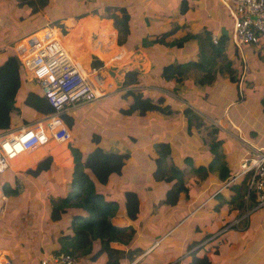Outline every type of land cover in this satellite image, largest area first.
<instances>
[{
    "label": "crops",
    "instance_id": "obj_1",
    "mask_svg": "<svg viewBox=\"0 0 264 264\" xmlns=\"http://www.w3.org/2000/svg\"><path fill=\"white\" fill-rule=\"evenodd\" d=\"M106 1L113 3L117 0ZM119 4L130 9V37L139 42L145 36L153 45L150 49L122 44L118 47L111 19L96 15L98 19L110 20V28L114 32L111 40L120 51L119 55L123 56L121 62L127 56L136 59V62H127L123 70H137V82L127 87L142 91L153 99L163 95L162 104H167L169 111L147 110L143 114L121 115L122 120H127V125H130L127 126L128 132L132 129L131 125H135L136 139L131 137L128 144L127 137L112 130L108 136L112 138L106 142L100 140L98 146L112 151L115 141L119 145L116 147L122 151L120 153L131 150L124 158L130 167L135 156L152 166H143L131 172L125 163L118 173L108 174L106 182L99 184L98 188L116 201L117 208L109 221L121 229L112 238H93L90 244L72 248L69 237L73 236V215H86V211L80 207L71 209L52 205L71 189L69 170L73 162L68 147L65 146V156L52 151L37 157L25 156V162L20 158L15 167L11 165V160L0 173V261L6 258L12 264H40L45 255L62 251L61 246H68L67 249L76 258L75 264H188L192 251L196 255L205 254L209 264H264V207L248 211L253 202L244 196V182L235 178L225 183L237 170L243 156L256 149H264V136H261L264 135L261 100L264 97V39L258 45L241 46L249 47L247 56L242 51L241 60L235 57V49L239 48L230 45L226 39L221 53L212 55L206 32L218 31L219 35H227L230 26L229 15L220 0H122ZM168 28H173L168 39L184 38L180 46L155 43V35ZM28 30H23L15 38ZM92 48L90 41L87 52L81 55L88 56L89 49L95 55ZM224 51L230 61L229 72L220 68L224 62ZM10 53L1 51L0 60ZM204 56L209 61L206 63L208 70L192 65L181 81H163L158 77L159 67L165 62L198 61ZM88 63L90 61H80L78 65L86 69ZM240 69L243 72L235 74ZM206 71L210 80L197 82V78ZM240 73L243 75L241 80ZM19 75L24 97L26 92L35 90V85L32 87L31 79L23 71ZM243 79L248 80L245 89L255 84L259 87L251 96V103L246 105L244 103L248 98L244 91V97L241 94ZM241 95L242 98L237 100ZM126 99L129 100V96ZM15 105H18L17 101ZM242 105L241 110H234L235 106ZM24 106L20 108L19 118L28 120L13 124L8 118V124L0 127V134L16 132L20 126L48 114L35 111L26 104ZM185 107L191 108L198 116L194 118L196 122L201 121L200 125H191L189 133L186 132L188 114H184ZM8 116L17 119V114L11 111ZM146 130L149 133L145 136ZM201 131L204 134H198ZM215 133L218 134L215 140L232 137L237 150L220 152L211 166L208 164L213 157L209 161L205 157L196 158L194 167L202 165L203 168L190 169L195 172L193 185H187L183 176L182 187L176 195H166L165 201L161 202L155 195L162 193L160 186L155 185L161 180L152 178L156 156L152 145L156 142L168 143L166 161L171 160L173 152L180 146L188 147L193 141L200 145L199 148L204 147V138L210 139ZM197 135L199 140H195ZM89 142L83 144L81 140H76L74 145L84 155L89 151L84 152ZM37 165L39 168H36ZM4 187L12 189V192L4 191ZM125 190L136 194L134 216L126 214L123 207ZM244 213L246 221L243 224L241 221L237 226L222 229L226 223ZM107 248L111 250L107 251ZM113 255H116L115 259Z\"/></svg>",
    "mask_w": 264,
    "mask_h": 264
},
{
    "label": "trees",
    "instance_id": "obj_2",
    "mask_svg": "<svg viewBox=\"0 0 264 264\" xmlns=\"http://www.w3.org/2000/svg\"><path fill=\"white\" fill-rule=\"evenodd\" d=\"M122 0H117L113 3H107L106 0H102L99 4L95 3L93 7L89 10L90 13L98 15L99 17L110 18L112 26L116 31L115 43L118 47L126 45L127 47L137 48L144 47L150 49L153 47L152 43L146 40L142 36L139 42L131 38L129 35V23L131 12L126 6L120 5ZM47 0H16V5L23 9L24 13L29 15L33 14L42 8L46 4ZM111 7H110V6ZM90 7L86 5L85 9ZM85 15L83 10L77 13L74 17L78 18ZM173 32V28L164 29L155 35V43L163 45H176L180 46L184 38L179 39H168L169 35ZM208 38V46H210V53L212 55H219L222 51V44L227 38L225 34H220L218 37V42L216 44L212 43L210 40V32H206ZM118 52V49H116ZM114 55L116 62L119 61L120 55L117 53ZM92 51L89 49L88 56H84L87 59H83V62L89 61V54ZM83 56L80 57L82 59ZM208 59L205 56L198 61L186 60L184 62H165L159 67L158 77L163 81L174 80L181 81L184 79L185 71L192 65L197 68L208 70L209 67L206 66ZM227 62V61H226ZM90 64L96 68L101 67L102 62L93 56ZM230 68H227L229 72ZM20 70L19 62L13 54H6L0 60V127L7 125L8 114L10 111L15 110L17 113L19 111L18 105L15 102L20 99L21 87H20ZM137 70L136 69H125L123 72L120 84L124 89L119 93L120 98H124V102L118 107L123 114L129 115L131 113L143 114L147 110H158L162 113H167L169 111L168 105H163V95L157 96L155 99L144 95L142 91H134L127 87L132 83L137 82ZM210 77H208V71L201 74L197 78V82L203 83L208 82ZM129 96V100L126 99ZM262 111L264 112V97H262ZM24 105L33 108L35 111L40 113L52 112V107L47 103L45 98L39 96L33 91L26 92L25 96L22 98ZM184 114H188L186 117V132L189 133V128L191 125H200L196 122L194 118L198 116L193 112L191 108L185 107ZM63 118L70 123L68 116L64 113L61 114ZM97 137V136H96ZM132 139L134 136H131ZM212 145V143L210 144ZM156 156L154 157L155 166L152 170V176L157 180L170 181V186L167 188V195L175 196L182 187V170L171 166L169 170L164 168V158L169 153V145L167 142H156L154 144ZM39 146L34 151H40L42 153L43 147ZM214 148V146H213ZM69 153L72 157L73 165L69 170L70 175V187L71 189L68 193L60 198H57L52 202V205L57 208H76L80 207L86 211V215H80L74 213L73 215V236L69 237L71 240L70 244L72 248L83 246L84 244H90L91 239L98 238L102 239L105 237L112 238L120 231L121 227H117L109 221V217L113 214L114 210L117 208L116 201L109 197V195L102 190H100L99 184L105 183L108 174L111 172L118 173L120 167L122 166L124 158L127 156L126 153H119L113 151H103L99 146L94 147L83 155L82 151L75 146L68 145ZM158 153V154H157ZM24 155V156H23ZM26 152L21 153L15 160H19L21 157H25ZM215 155L209 162L208 166L217 158ZM19 158V159H18ZM39 168V165L36 166ZM202 165H198L195 169H202ZM244 182V179H240ZM4 187V191H5ZM9 192L12 189L8 188ZM123 207L126 214L129 216H134L137 208V198L136 194L131 190H125L123 192ZM252 201L253 200L252 197ZM252 203V202H251ZM68 246H61L62 251H67L71 253ZM111 250L110 248L106 249ZM116 251V249L112 248ZM116 255H113L115 259ZM108 258H111L108 256ZM188 264H209L208 258L205 254L196 255L194 251L191 252L190 261Z\"/></svg>",
    "mask_w": 264,
    "mask_h": 264
},
{
    "label": "rangeland",
    "instance_id": "obj_3",
    "mask_svg": "<svg viewBox=\"0 0 264 264\" xmlns=\"http://www.w3.org/2000/svg\"><path fill=\"white\" fill-rule=\"evenodd\" d=\"M101 1L102 0H47L46 4L42 8H40L33 14L27 15L24 13L22 8L16 5V0H0V52L11 51L12 41L16 39L15 37L21 34L23 30L30 29L42 23H48L60 27L64 34L67 33L63 36V38L68 50L75 58L74 60L77 64H79L80 61L83 63V59H87L84 56L82 57V59H80V57L82 56L81 54L87 52V47L89 46L90 41L92 42V50L95 51V55L93 53H90L89 61L91 62L93 56H97V58L102 60L103 62V66L96 68L95 70V82L98 85L100 92H102L100 98H98L94 102L81 104L69 110H64L60 112L59 115L64 125L69 130L70 139L64 142L63 140L58 141L49 138L46 145H41L43 147L41 154H45L49 151H52V153L56 155L65 156L67 153L65 146H75L74 142L76 140H81L83 144L87 143V141L90 140L91 142H89L88 146L85 147L84 152L87 150H91L94 147H98V143L100 142V140H104V142H106V140L109 141L112 137L108 138V136H110V131L112 130H116L117 132L115 131V133L120 134L124 138L127 137V139H129L127 140L128 144L131 143V136H134L133 139H136V137L138 136L136 133L135 125L133 124L131 125L132 129L128 132L127 128L130 127V125H127V120H122L121 117V115L124 116L126 114H123V112L118 109V107L121 106L124 102V98H120L119 96V93L124 89V87L120 84L122 72L126 67L127 62L132 60L136 62V59H134V57L132 56H127L123 62L115 61L114 55L116 54L117 50L111 40V35H113L114 32L110 28V20H104L100 18L98 19L96 15H90L89 12L91 7H93L95 3L99 4ZM107 3H110V1H107ZM86 5H90V7L85 9ZM82 10H84L85 14L87 15L76 20L74 16L77 13L82 12ZM76 22L77 24H75ZM227 36L228 35H226V37ZM90 37L91 40L89 39ZM242 51L245 53V56H247L249 52V47L245 46L239 49H235V57L237 60L243 59V57L241 56L243 54ZM117 53H120V51L118 50ZM227 57L228 56H225L224 51V62L222 61L220 68H222L226 72V69L230 68V61ZM122 59L123 56H120L119 60L122 61ZM88 64L90 65V63ZM19 70L21 71V69ZM240 71L243 72V69L238 70V72H235V74H239ZM242 78L243 75L241 74L239 80H241ZM243 80L244 82L241 89V94L243 95L244 91V95L246 94V97L248 98V100H246L244 103L246 105L251 103V96L257 89H259V87L258 84H255L254 87H247L245 89V85H247L248 80ZM31 81L32 87H34L35 85V90L33 91V93L41 96L39 94V90L36 83L33 80ZM262 85H264V82L262 83ZM20 95V99L17 101L19 111L17 113L15 112V110L11 111L13 114H17V119L9 117V122L11 119V122L13 124L21 123L23 121L28 120L26 118H22V121L19 118L21 114L20 108L24 106V103L22 101L23 93ZM242 95L241 97H237V100H240L242 98ZM242 108L243 105L235 106L234 110L237 111L241 110ZM62 113L68 116L70 123H68L63 118V116L61 115ZM147 133H149V131L146 130L145 136ZM200 133L204 134L203 131L198 132V134ZM216 135L218 134L215 133V136L213 134V136H211V138L207 140H205L204 138V142L202 144V146L204 147L202 148H199L200 145H196L195 141H193L192 144L188 147H186L185 145L180 146L177 150L173 152V157L171 158V160L167 159L165 161L164 158V168L166 170H169L171 166H174L181 169V179L183 180L184 176V179L187 180L186 184L192 186V180L195 178L193 177L195 175V172L190 171V169L195 170L196 167H194V164H197L198 160L196 158L205 157V159L209 161L212 157L218 155L220 152L236 151L238 148L234 140H232V137H227L225 140H215L214 138L216 137ZM261 136L263 137L264 135ZM195 140H199L198 135ZM90 143H93L92 148ZM113 143L114 145L111 147L112 151L119 153L122 152L119 147H116L119 146L118 143L115 144V141ZM211 143L212 145H210ZM206 145H208V147H205ZM38 147L39 146L35 147L34 149H37ZM184 147H186V149H183ZM100 148L103 151H110V149L102 147ZM153 148H155V146L152 145L151 149ZM125 151L126 154L131 153L130 149ZM41 154L40 151H34L33 149L30 151H26L27 156L37 157ZM131 156H135V154ZM24 159L25 157H23V163L25 162ZM17 162V160L11 161V165L15 167V164H17ZM125 163L127 162L123 160L122 165ZM129 164L130 163L128 162L126 167H130ZM143 166L144 168H151L152 164L149 162L141 161L140 159H138L137 156H135V158L132 159L131 167L129 169L131 172H133L135 169H142ZM184 170H186V172H184L183 174ZM235 172L230 176V178H227V181L228 179L231 181L235 178L240 179V176H237L235 178L233 177ZM152 178L154 180H157L153 176ZM227 181L225 182L226 184L229 183ZM170 184V181L165 180H161L160 183L158 182L155 184L156 186L159 185L161 188L162 193L155 194L159 197V200L161 202L165 201V197L167 195L166 190L170 186Z\"/></svg>",
    "mask_w": 264,
    "mask_h": 264
},
{
    "label": "built area",
    "instance_id": "obj_4",
    "mask_svg": "<svg viewBox=\"0 0 264 264\" xmlns=\"http://www.w3.org/2000/svg\"><path fill=\"white\" fill-rule=\"evenodd\" d=\"M226 9L230 26L226 41L240 48L253 45L264 39V0H220ZM60 27L48 23L34 26L11 43V53L19 62V69L33 80L39 94L52 107V112L43 114L29 124L20 126L16 132L0 134V173L10 159L23 151L41 146L49 138L69 140V130L59 113L78 105L91 103L102 92L96 84V67L87 64L86 69L72 58ZM218 31L210 32V40L218 42ZM244 179L245 198L255 200L248 211L264 207V149H256L243 156L233 177ZM231 180L228 179L227 182ZM246 213L233 218L222 229L237 226L246 221ZM245 218V219H244ZM40 264H75L76 258L67 251L49 253L40 259ZM0 264H12L3 259Z\"/></svg>",
    "mask_w": 264,
    "mask_h": 264
},
{
    "label": "bare ground",
    "instance_id": "obj_5",
    "mask_svg": "<svg viewBox=\"0 0 264 264\" xmlns=\"http://www.w3.org/2000/svg\"><path fill=\"white\" fill-rule=\"evenodd\" d=\"M47 141H48V140H47ZM63 141L65 142V140H63ZM45 143H46V142H45ZM23 152H25V151H23ZM23 152H21V153H23ZM21 153H20V154H21ZM20 154H19V155H20ZM19 155H18V156H19ZM18 156H17V157H18ZM17 157H15V158H13V159H10L9 162H10L11 160L15 161V159H16Z\"/></svg>",
    "mask_w": 264,
    "mask_h": 264
}]
</instances>
